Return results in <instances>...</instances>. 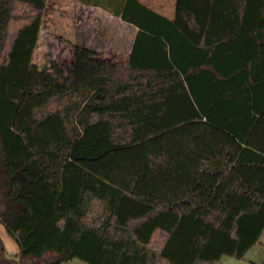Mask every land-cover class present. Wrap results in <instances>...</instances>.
Segmentation results:
<instances>
[{
    "label": "trees",
    "instance_id": "obj_1",
    "mask_svg": "<svg viewBox=\"0 0 264 264\" xmlns=\"http://www.w3.org/2000/svg\"><path fill=\"white\" fill-rule=\"evenodd\" d=\"M47 4L0 0V169L20 206L4 225L19 254L244 258L264 232V0H175L172 15L120 0L138 28L127 59L77 45L68 71L35 60Z\"/></svg>",
    "mask_w": 264,
    "mask_h": 264
},
{
    "label": "rangeland",
    "instance_id": "obj_2",
    "mask_svg": "<svg viewBox=\"0 0 264 264\" xmlns=\"http://www.w3.org/2000/svg\"><path fill=\"white\" fill-rule=\"evenodd\" d=\"M147 4H157L155 0L146 1ZM168 6L173 4V0H165ZM79 10L76 9L68 0H48V8L45 9L39 42L36 48L35 60L42 67H50L52 64L61 66L65 71L73 68L76 63L75 45L79 43ZM87 18H85L86 20ZM117 32L121 36L120 46H127L132 31L124 27L121 22L114 20L112 23L103 21L99 24V32L92 33L93 43H100L103 48L110 41L111 36L115 38ZM87 37H83L85 39ZM89 41V39H88ZM111 55V54H107ZM120 59H125L124 53L120 54ZM94 58L103 60L102 54L98 51L93 55ZM124 61V60H123ZM4 175L0 169V264H45L54 259L52 252L47 253L42 259H32L19 254L18 244L14 237L7 231L4 221L6 213L12 211L13 214L20 206L13 204L6 196V189L3 188ZM157 238H161L157 236ZM156 238V240H157ZM76 261H65L62 264H78L84 261L75 258ZM260 261L255 257V250L247 252L244 258H236L231 255H223L216 264H259Z\"/></svg>",
    "mask_w": 264,
    "mask_h": 264
},
{
    "label": "crops",
    "instance_id": "obj_3",
    "mask_svg": "<svg viewBox=\"0 0 264 264\" xmlns=\"http://www.w3.org/2000/svg\"><path fill=\"white\" fill-rule=\"evenodd\" d=\"M68 1H70L71 4L76 9L79 10L78 18H79L80 23H79L78 32L80 33L81 42L74 43L75 45L74 47L79 45V46H83V47L91 49L94 53L99 51L102 54L103 60H110L112 62L126 60L129 53L131 52V47L135 39L138 28L134 26L133 24L126 22L125 20L121 18L120 15L116 14L115 10L118 9L120 0H104V2H100L99 0H91V1L68 0ZM141 1L147 3L146 1L148 0H141ZM155 1H157L158 3L153 4L154 7L158 8L159 10H161L163 13L167 15L173 14L174 8H175V0H173V4L171 6H168L167 4H165L164 3L165 0H155ZM47 8H48V4H47ZM85 18L87 19L85 20ZM114 20H116V23L121 22L124 27L132 31L131 37L129 39L128 37H126L127 40H130L129 44L123 47L120 46V42L124 38H121V36H119V32H117L115 38L111 36L110 41L112 43L110 44L107 43L104 46L105 48H103L100 43L98 44V41H96L97 43H93V41L91 40L92 38L91 35L92 33L99 32V24L102 23L103 21L112 23ZM84 36L87 38L83 39ZM123 53H124L125 59L121 60L120 54H123ZM107 54H111V55H107ZM252 249L255 250V257L258 259V261L261 262L264 259V232L262 233L259 242L256 243L251 249H249L248 252L251 251ZM73 260L76 261V259H73ZM78 264H86V263L78 262Z\"/></svg>",
    "mask_w": 264,
    "mask_h": 264
}]
</instances>
